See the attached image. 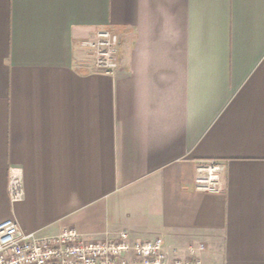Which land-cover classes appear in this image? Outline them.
<instances>
[{"label": "crops", "instance_id": "0c3cea01", "mask_svg": "<svg viewBox=\"0 0 264 264\" xmlns=\"http://www.w3.org/2000/svg\"><path fill=\"white\" fill-rule=\"evenodd\" d=\"M100 28L121 38L115 74L81 45ZM204 160L226 164L223 193L196 190ZM11 218L264 264V0H0V223Z\"/></svg>", "mask_w": 264, "mask_h": 264}, {"label": "built area", "instance_id": "2783aa9c", "mask_svg": "<svg viewBox=\"0 0 264 264\" xmlns=\"http://www.w3.org/2000/svg\"><path fill=\"white\" fill-rule=\"evenodd\" d=\"M94 58L96 71L115 74L120 64L121 38L111 29L100 28L82 40ZM226 164L217 160L200 161L196 166L198 192L223 193L226 189ZM10 193L22 197L20 176H12ZM204 246H188L185 254L170 248L162 237L145 241L134 239L128 230L92 241L76 229L58 234L25 232L15 219L0 223V264H208Z\"/></svg>", "mask_w": 264, "mask_h": 264}, {"label": "rangeland", "instance_id": "374dc122", "mask_svg": "<svg viewBox=\"0 0 264 264\" xmlns=\"http://www.w3.org/2000/svg\"><path fill=\"white\" fill-rule=\"evenodd\" d=\"M204 253V252H203ZM203 256H204V254H203ZM205 259V258H204ZM206 260V259H205ZM207 262V261H206ZM208 263V262H207ZM209 264V263H208Z\"/></svg>", "mask_w": 264, "mask_h": 264}]
</instances>
